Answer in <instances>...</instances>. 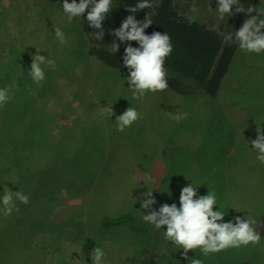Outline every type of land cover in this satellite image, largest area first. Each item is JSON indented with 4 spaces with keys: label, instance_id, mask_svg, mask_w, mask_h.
<instances>
[{
    "label": "rangeland",
    "instance_id": "rangeland-1",
    "mask_svg": "<svg viewBox=\"0 0 264 264\" xmlns=\"http://www.w3.org/2000/svg\"><path fill=\"white\" fill-rule=\"evenodd\" d=\"M240 3L255 7L252 16L264 19V0ZM193 4L198 12L190 10ZM62 5L0 0V89L7 88L10 97L0 105V197L8 190L29 197L24 208L13 196L15 208H24L20 229L11 228L0 199V231L8 228L9 235L0 238V264H93L96 247L105 253L102 264H189L194 258L203 264H264L260 234L255 245L207 255L197 248L185 259L184 250L164 238L167 226L156 229L143 220L148 213L140 204L151 190L159 196L154 210L173 203L179 208L181 189L192 184L196 198L215 193L213 211L225 214L218 223L250 217L255 230L259 227L264 163L249 142L257 139L258 127L264 130V51L239 48L216 96L195 85L193 95L168 87L135 99L129 70L92 57L84 14L69 21ZM175 5L180 14L226 37L249 18L233 6L234 15L220 19L218 0H175ZM54 26L63 32L64 43ZM37 54L46 58L39 84L28 75ZM108 106L115 115L104 110ZM129 107L139 118L119 131L116 117ZM177 113L187 118L173 119ZM74 161L72 171L80 162L93 175L91 181L65 170ZM55 167L69 176L51 181L46 190L47 173ZM16 212L12 219L17 220ZM127 212L137 215L139 231L126 224L103 226L104 216ZM29 220L38 232L23 229Z\"/></svg>",
    "mask_w": 264,
    "mask_h": 264
},
{
    "label": "clouds",
    "instance_id": "clouds-1",
    "mask_svg": "<svg viewBox=\"0 0 264 264\" xmlns=\"http://www.w3.org/2000/svg\"><path fill=\"white\" fill-rule=\"evenodd\" d=\"M91 10L87 14V22L93 29L98 30L94 34L97 40H103L105 32L103 21L110 11L111 0H63V11L68 16L69 21L74 17H81L89 6ZM235 13H245L249 18L246 19L239 30L229 31L227 39L238 45L242 50L248 52L261 53L264 51V19L259 16H252L256 12L255 7L249 6L247 9L240 3V0H218L216 9L218 17L223 19L225 15H234ZM159 7V0H138L135 6L127 7L126 11L132 13L121 22V27L111 31V35L117 37L119 41L126 43L125 54L123 56L124 67L129 70L127 78L131 85L130 90L133 98L139 99L145 96L147 91L155 93L163 91L169 87L166 79L165 61L173 52V44L170 35L165 32H153L151 35L145 33L153 24V17L157 15L156 9ZM149 9L143 21H137L135 13ZM192 12H198L193 4L190 9ZM188 17V16H187ZM55 28V36L60 43L65 42V36L59 28ZM138 42L139 47H133L128 42ZM112 53L119 51L120 45L112 42ZM46 62V58L39 54L32 57V64L28 75L34 82L39 84L45 79V73L41 65ZM48 64L53 61L47 60ZM10 97L8 89H0V105L5 104ZM111 116L115 115L112 107L104 108ZM139 114L134 107H129L126 111L116 117V125L119 131H124L130 127L137 119ZM179 121L187 118V113L183 115L177 113L172 117ZM257 139L250 141L252 147L256 150L257 159L264 163V130L257 128ZM150 179V177H146ZM13 196L21 203L28 204L29 197L22 192H11L8 190L0 197L4 205L5 215H10L15 208ZM197 197L196 188L192 184L181 189L180 207L175 203L172 205L163 204L159 211L152 208L157 201L153 197V192L149 190L140 198V203L148 214L143 215L145 222L151 223L156 229L167 226L164 233L166 240L172 241L175 245L184 250V258L187 259V253L190 250L200 248L203 254L218 253L227 248H239L242 245L259 243L261 237L253 227L256 223L253 218L241 219L236 217L234 222L218 223L223 221L225 214L221 210L213 211L216 204L214 192H208L207 195ZM105 253L102 248L96 247L91 253L93 264H102V258ZM189 264H203L200 259H191Z\"/></svg>",
    "mask_w": 264,
    "mask_h": 264
},
{
    "label": "trees",
    "instance_id": "trees-1",
    "mask_svg": "<svg viewBox=\"0 0 264 264\" xmlns=\"http://www.w3.org/2000/svg\"><path fill=\"white\" fill-rule=\"evenodd\" d=\"M51 1L56 4H63V0ZM68 2L71 3L72 0H68ZM76 2L79 3L80 0H76ZM137 2L138 0H111L110 11L103 21L105 32L103 40H97L95 36L91 35L98 31L91 28L87 22V14L91 10V5L84 13V31L92 44L90 55L98 58L108 67L119 70L127 69L124 67L122 59L127 45L119 41L117 37L111 35V31L120 28L122 20L126 19L129 15H133L126 11V8L135 6ZM148 11L150 10L145 9L135 13L137 21H143ZM156 12L158 14L152 18L153 24L145 30V33L151 35L153 32H167L171 37L174 50L170 56L166 58L164 66L169 87L178 94L186 96L193 95L194 92L192 87L197 85L198 88L203 89L207 95L216 96L234 62L239 50L238 45L232 43L225 35L207 28L197 20L180 14L176 8L175 0H159V7L156 9ZM114 40L120 45L119 51L116 53H112L111 44ZM128 43L133 47H139L138 42L132 41ZM64 165L67 167L66 162H64ZM61 166L63 167V164H61ZM77 166L78 168L72 171L73 168L76 167V161H74L73 166L67 167L65 170L70 175L72 172L74 176L80 172L83 180L90 179L91 181L93 179V175L83 169L80 162ZM60 170V168L55 167L52 173H47L49 178L44 184L47 186L46 190L51 181L54 182L55 179L58 181V179L65 177V175L69 176L66 171ZM43 182L40 184L43 185ZM38 191H43L40 185ZM154 199L157 201L159 196L156 194ZM49 201H52V198H50ZM23 205L24 204L19 201V207ZM155 205L157 206L158 204L156 203ZM23 209L16 212L17 220H15V217L12 219V214L9 215L11 223H14L11 228L20 229L22 227L25 222ZM136 220L137 215L131 212L119 216L115 215L113 218L104 216L103 226L108 227L114 224H126L129 225L132 230L139 231L138 229L141 226L135 227ZM37 228H39V226L35 228L29 220L23 229L28 231L36 229L35 232H38L39 229ZM7 231L8 228L1 230L0 238L6 239V235H8ZM256 232L260 235H264V217L259 227L256 229ZM10 242L11 241H8V249L10 247ZM2 243L3 242L0 243V246ZM148 264H156V262L151 260V263Z\"/></svg>",
    "mask_w": 264,
    "mask_h": 264
}]
</instances>
